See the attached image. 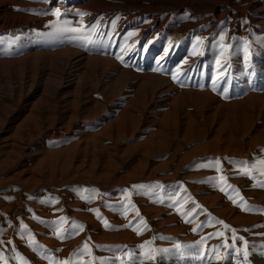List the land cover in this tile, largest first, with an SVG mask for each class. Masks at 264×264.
<instances>
[{
    "label": "rangeland",
    "instance_id": "rangeland-1",
    "mask_svg": "<svg viewBox=\"0 0 264 264\" xmlns=\"http://www.w3.org/2000/svg\"><path fill=\"white\" fill-rule=\"evenodd\" d=\"M6 1L0 264H264V0Z\"/></svg>",
    "mask_w": 264,
    "mask_h": 264
},
{
    "label": "bare ground",
    "instance_id": "bare-ground-1",
    "mask_svg": "<svg viewBox=\"0 0 264 264\" xmlns=\"http://www.w3.org/2000/svg\"><path fill=\"white\" fill-rule=\"evenodd\" d=\"M59 3L62 4L61 6V9L60 11L63 12V10L65 11V9L68 7V6H65L67 5L68 3L70 5H73L71 6L70 8H77V10H79V12L84 13L85 15L81 16V19H82V25H86L89 21L92 20V18L94 17L93 15H95L96 13H98V10H94V9H91L89 8L88 6L90 5L91 6V1L90 0V3H85V4H79L80 1H83V0H57ZM98 1V0H97ZM262 0H252V3H255L256 5H258V3H260ZM68 4V5H69ZM8 6V3L6 0H0V31H8V32H14V30H17V29H20V27H24L25 25H28V24H32V21L34 22L35 20H37L39 17H36L34 14H28L26 13V8L24 5H20L18 6L16 9H18V11L13 14L11 17H6L4 15H2V10L4 9L5 6ZM255 5V6H256ZM27 6V5H26ZM6 10V9H5ZM110 10H114V8L112 7ZM4 11V10H3ZM125 12V11H124ZM129 12V11H128ZM5 13V12H4ZM89 17H90V20H89ZM128 17V16H127ZM105 19V18H104ZM39 20V19H38ZM37 20V21H38ZM103 20V18H102ZM105 21V20H104ZM81 25V26H82ZM103 26V25H102ZM124 26H121L120 28H118L119 30H116L113 34V37L114 39L116 40L117 44L120 42L122 36L120 34V32L122 31ZM261 27V26H260ZM183 28V27H182ZM102 32H104V26L102 28ZM246 29V28H245ZM21 30V29H20ZM243 30V29H242ZM186 31V29H182V30H177V32H175V35H179L181 36L182 34H184V32ZM106 33V32H105ZM174 33V31H173ZM244 33V32H243ZM11 34V33H10ZM102 34V33H101ZM140 35V34H139ZM178 36V37H179ZM114 41V40H113ZM189 41V40H188ZM133 42V41H132ZM134 42H137V40H134ZM188 43V42H187ZM132 51V50H131ZM138 53V52H137ZM137 53H127L125 55V58H128L129 60H132L133 61H137V62H142V64H145L146 61L139 58L138 54ZM166 55V54H165ZM164 57V56H163ZM80 58V57H79ZM78 58V59H79ZM77 59V58H76ZM64 61V60H63ZM66 61V60H65ZM82 61V60H81ZM67 62V61H66ZM72 65V64H71ZM44 66V65H42ZM67 66V65H66ZM61 68H64V65H61ZM69 68V67H68Z\"/></svg>",
    "mask_w": 264,
    "mask_h": 264
},
{
    "label": "snow or ice",
    "instance_id": "snow-or-ice-1",
    "mask_svg": "<svg viewBox=\"0 0 264 264\" xmlns=\"http://www.w3.org/2000/svg\"><path fill=\"white\" fill-rule=\"evenodd\" d=\"M223 190V189H222ZM233 202H235V201H233ZM222 223V222H221Z\"/></svg>",
    "mask_w": 264,
    "mask_h": 264
}]
</instances>
